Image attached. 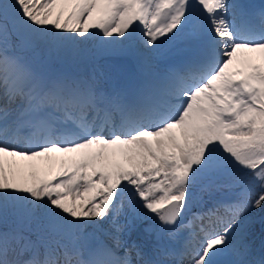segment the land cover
Segmentation results:
<instances>
[{
	"label": "snow or ice",
	"instance_id": "obj_1",
	"mask_svg": "<svg viewBox=\"0 0 264 264\" xmlns=\"http://www.w3.org/2000/svg\"><path fill=\"white\" fill-rule=\"evenodd\" d=\"M89 29L120 45L114 57L142 44L140 62L151 67L167 42L174 59L126 91L46 77L16 52ZM241 186L234 198L214 195ZM125 200L133 216L121 225ZM196 202L204 207L181 222ZM253 209L264 228V7L0 0V221L9 210L17 217L0 230V264H133L122 234L140 210L160 222L158 234L187 235L164 251L171 261L144 260L137 249L135 264H264L247 259Z\"/></svg>",
	"mask_w": 264,
	"mask_h": 264
},
{
	"label": "rangeland",
	"instance_id": "obj_2",
	"mask_svg": "<svg viewBox=\"0 0 264 264\" xmlns=\"http://www.w3.org/2000/svg\"><path fill=\"white\" fill-rule=\"evenodd\" d=\"M86 18L87 17H85V19ZM100 35L101 34H97L96 35V39H97L96 44H98V38H100ZM106 39H109V38H106ZM70 44H71L70 41H68L67 43H65V42L63 43L62 42L61 44L58 45L57 51H56L57 52L56 60H58V61H62V60L69 61L70 60L69 56H68V51H69V48H70ZM50 46H51V42L46 41L44 43L39 44L34 49L23 50V51H24V53L28 54L29 56H31V54H33L34 56H37V57L52 58L51 57L52 55H51ZM121 217L124 220V218H125V213L124 212L121 214Z\"/></svg>",
	"mask_w": 264,
	"mask_h": 264
}]
</instances>
